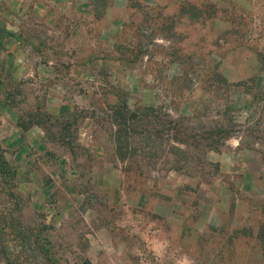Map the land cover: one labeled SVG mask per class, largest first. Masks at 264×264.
Listing matches in <instances>:
<instances>
[{
  "label": "rangeland",
  "instance_id": "374dc122",
  "mask_svg": "<svg viewBox=\"0 0 264 264\" xmlns=\"http://www.w3.org/2000/svg\"><path fill=\"white\" fill-rule=\"evenodd\" d=\"M0 145V264H264V0H0Z\"/></svg>",
  "mask_w": 264,
  "mask_h": 264
},
{
  "label": "trees",
  "instance_id": "16d2710c",
  "mask_svg": "<svg viewBox=\"0 0 264 264\" xmlns=\"http://www.w3.org/2000/svg\"><path fill=\"white\" fill-rule=\"evenodd\" d=\"M150 108V110H155V112L156 111H158L157 109H155L154 107H152V106H149V107H147L146 108V110L145 111H147L148 109ZM145 118V116H144V113H142V114H140L139 115V117L138 118H136V120L138 121L139 119L140 120H145L144 119ZM178 121H180V120H178V119H175V120H173V126H171L172 127V132H171V135H172V141H176L177 143H179V144H181L182 146H184V148H179V147H175V149H177L179 152H183V153H185V147L188 145V142L190 141L189 139L191 138V137H189V136H184L185 135V131H183L182 129H180L181 128V124L179 123H177ZM35 123H38V122H35ZM123 123H124V121H123ZM123 123H121V121H119L118 123H117V127H116V129L117 130H115V131H117V144H118V146H117V148L116 149H118L119 148V150H122V145H121V140H120V134L123 132V128H122V125H123ZM39 124V123H38ZM126 127H124V129H125ZM146 128V127H145ZM173 128H175V131H173ZM148 131V133L149 134H152L153 135V137H149L148 138V141H149V143L150 144H154L155 143V141H156V135L158 134V137L159 136H161V134H160V132H159V128H157V129H155L154 127L151 129V127H150V130H148L147 128H146V132ZM169 135H170V133H169ZM187 135V134H186ZM157 137V138H158ZM155 140V141H154ZM157 141H158V139H157ZM156 141V142H157ZM212 145V146H211ZM210 146L214 149V150H219L220 148H221V145H218L217 146V143H215V142H213L212 144H211ZM3 154H4V149L2 148V146L0 145V172L2 173L3 171H4V165H6V160H5V158H4V156H3Z\"/></svg>",
  "mask_w": 264,
  "mask_h": 264
},
{
  "label": "crops",
  "instance_id": "0c3cea01",
  "mask_svg": "<svg viewBox=\"0 0 264 264\" xmlns=\"http://www.w3.org/2000/svg\"><path fill=\"white\" fill-rule=\"evenodd\" d=\"M34 133H36V132H35V131L29 132V134H31V135H33ZM215 151H218V150H215ZM73 174H74V173L70 174L69 177H72Z\"/></svg>",
  "mask_w": 264,
  "mask_h": 264
}]
</instances>
